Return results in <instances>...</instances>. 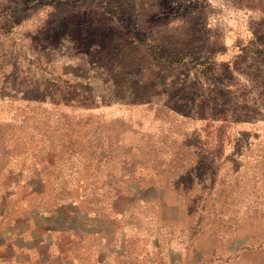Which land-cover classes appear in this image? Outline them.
<instances>
[{
  "label": "rangeland",
  "instance_id": "rangeland-1",
  "mask_svg": "<svg viewBox=\"0 0 264 264\" xmlns=\"http://www.w3.org/2000/svg\"><path fill=\"white\" fill-rule=\"evenodd\" d=\"M0 264H264V0H0Z\"/></svg>",
  "mask_w": 264,
  "mask_h": 264
}]
</instances>
